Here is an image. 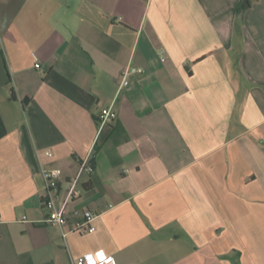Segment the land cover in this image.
<instances>
[{"label":"crops","instance_id":"crops-1","mask_svg":"<svg viewBox=\"0 0 264 264\" xmlns=\"http://www.w3.org/2000/svg\"><path fill=\"white\" fill-rule=\"evenodd\" d=\"M86 254L264 264V0H0V264Z\"/></svg>","mask_w":264,"mask_h":264},{"label":"built area","instance_id":"built-area-1","mask_svg":"<svg viewBox=\"0 0 264 264\" xmlns=\"http://www.w3.org/2000/svg\"><path fill=\"white\" fill-rule=\"evenodd\" d=\"M161 61L165 62L166 57L164 52L160 51ZM40 68V65L36 66ZM129 69H126L121 76L120 89H123L128 86L129 80L128 75L130 74ZM117 118V113L114 110L113 106L102 108L99 114V122L101 126L110 124ZM48 156H52L51 153H48ZM87 172L91 174L94 171V167L90 165L87 161L81 163V172ZM42 176L45 182V197H44V206L48 211V216L45 222L50 226H58L60 228H65L68 225V215L66 213V206L68 202L60 204V193L59 187L61 180L63 178V171L60 168L42 169ZM79 176L73 178L69 182L68 189V200H71L75 197H79L82 193V190L78 187ZM82 220L77 223V226L71 231L80 235L83 234H92L95 232L94 222L99 217L98 214L91 210L84 211L81 214ZM69 232H64L63 236L66 237ZM72 264H115L114 259L109 257L105 260H98L94 254H86L79 257L76 260H72Z\"/></svg>","mask_w":264,"mask_h":264}]
</instances>
